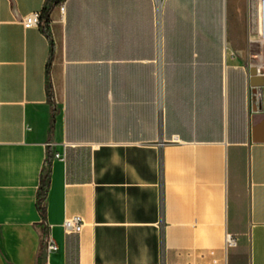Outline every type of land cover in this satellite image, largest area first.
I'll use <instances>...</instances> for the list:
<instances>
[{"label":"crops","instance_id":"0c3cea01","mask_svg":"<svg viewBox=\"0 0 264 264\" xmlns=\"http://www.w3.org/2000/svg\"><path fill=\"white\" fill-rule=\"evenodd\" d=\"M46 4L0 0V264H264L255 2Z\"/></svg>","mask_w":264,"mask_h":264},{"label":"built area","instance_id":"2783aa9c","mask_svg":"<svg viewBox=\"0 0 264 264\" xmlns=\"http://www.w3.org/2000/svg\"><path fill=\"white\" fill-rule=\"evenodd\" d=\"M255 2V16H256V22H257V33L258 38L261 43L264 44V0H253ZM60 11L64 13L65 11V4H61ZM22 24L24 28L31 29L40 27L42 24V13L41 12H35L28 16H26L22 20ZM48 146H52L49 144ZM59 155H55V158H59ZM49 159L46 161V169L49 168ZM63 227L65 231L69 234H80L84 228V222L79 217L74 218H68L64 221ZM46 247L48 252H54L58 250V247L54 243L51 237H47L45 240ZM237 244V240L233 239L232 237H229L228 239V246L232 247Z\"/></svg>","mask_w":264,"mask_h":264},{"label":"trees","instance_id":"16d2710c","mask_svg":"<svg viewBox=\"0 0 264 264\" xmlns=\"http://www.w3.org/2000/svg\"><path fill=\"white\" fill-rule=\"evenodd\" d=\"M63 0H47V4L46 7L44 9V17L42 15V20H43V24H41V30L44 34H46L49 37L48 31H47V25L50 23V12L51 10L56 7L59 6L62 3ZM53 53V52H52ZM52 53H51V57H52ZM51 62V59H50ZM50 62L48 64V76H49V68H50ZM48 92L50 94V98L52 96V84H51V80L48 79ZM48 186H49V176L46 177L43 182L41 183L40 189H39V193H38V207L40 210V213L42 215V219L45 221L46 220V198H47V193H48ZM45 229V227H44ZM47 238V237H46ZM45 238V240H46ZM44 240V241H45ZM41 258H40V262L39 264H46L44 261V254L42 252L41 254Z\"/></svg>","mask_w":264,"mask_h":264},{"label":"water","instance_id":"95a60500","mask_svg":"<svg viewBox=\"0 0 264 264\" xmlns=\"http://www.w3.org/2000/svg\"><path fill=\"white\" fill-rule=\"evenodd\" d=\"M46 260H47V252H45V254H44V261H45V263H46Z\"/></svg>","mask_w":264,"mask_h":264}]
</instances>
